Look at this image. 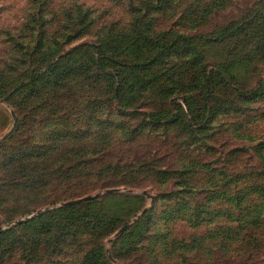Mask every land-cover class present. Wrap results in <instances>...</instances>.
<instances>
[{
  "label": "rangeland",
  "instance_id": "rangeland-1",
  "mask_svg": "<svg viewBox=\"0 0 264 264\" xmlns=\"http://www.w3.org/2000/svg\"><path fill=\"white\" fill-rule=\"evenodd\" d=\"M0 264H264V0H0Z\"/></svg>",
  "mask_w": 264,
  "mask_h": 264
},
{
  "label": "water",
  "instance_id": "water-1",
  "mask_svg": "<svg viewBox=\"0 0 264 264\" xmlns=\"http://www.w3.org/2000/svg\"><path fill=\"white\" fill-rule=\"evenodd\" d=\"M118 190H120V188H117V187L108 189V191H118ZM143 193H145V192H143ZM99 194L100 193H97L96 195H99ZM92 196L93 195H85V196H82V197H79V198H76V199H70L68 201H65L64 203L65 204H74V203H77V202H81L83 200H87V199L91 198Z\"/></svg>",
  "mask_w": 264,
  "mask_h": 264
},
{
  "label": "trees",
  "instance_id": "trees-1",
  "mask_svg": "<svg viewBox=\"0 0 264 264\" xmlns=\"http://www.w3.org/2000/svg\"><path fill=\"white\" fill-rule=\"evenodd\" d=\"M97 46V45H96ZM98 47H101V46H98ZM10 230H12V228H8L6 231H10Z\"/></svg>",
  "mask_w": 264,
  "mask_h": 264
}]
</instances>
